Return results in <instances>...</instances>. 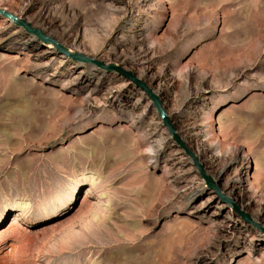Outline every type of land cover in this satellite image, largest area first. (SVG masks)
I'll use <instances>...</instances> for the list:
<instances>
[{"label": "rangeland", "instance_id": "1", "mask_svg": "<svg viewBox=\"0 0 264 264\" xmlns=\"http://www.w3.org/2000/svg\"><path fill=\"white\" fill-rule=\"evenodd\" d=\"M0 5V264H264V0Z\"/></svg>", "mask_w": 264, "mask_h": 264}, {"label": "water", "instance_id": "2", "mask_svg": "<svg viewBox=\"0 0 264 264\" xmlns=\"http://www.w3.org/2000/svg\"><path fill=\"white\" fill-rule=\"evenodd\" d=\"M3 16H6V17H9L11 18L12 16L6 12H3L2 13ZM38 39L41 40L42 42H45V41H49V42H52L50 39H47L46 37H44L39 31H35L34 32ZM53 45L57 48L58 51L62 52V53H66V50H64L63 48H61L60 46H58V44L53 41L52 42ZM129 77V76H128ZM130 79L136 84L138 85L145 93L146 95L149 97V99L153 102V105L154 107L156 108L157 110V114L159 116V118L161 120H163V124L165 125V127L167 128L169 134L173 137V140L175 141V143L183 150L186 151V153L193 159V162H194V165L198 168L199 172H200V175L202 178H204L206 180V183L208 184V186L212 187L213 188V183L211 181V179L209 177H207L204 173H203V170L201 168L200 165H198L196 159L185 149L184 145L180 142V140L178 139V137L174 134V130L172 129V127L170 126V123H169V119L166 117L163 109L160 108V105H159V102L157 101V99L150 93V91L144 87L142 84L136 82L133 78L130 77ZM234 209L238 212L237 208L234 207ZM261 231L264 232L263 229H261Z\"/></svg>", "mask_w": 264, "mask_h": 264}, {"label": "bare ground", "instance_id": "3", "mask_svg": "<svg viewBox=\"0 0 264 264\" xmlns=\"http://www.w3.org/2000/svg\"><path fill=\"white\" fill-rule=\"evenodd\" d=\"M0 11H5V12H7V10H6V8H4V7H2V5H0ZM1 13H3V12H1ZM15 17H18L19 18V16L18 15H14ZM0 18H1V20H2V22H6V23H10V21L9 20H7L6 18H3V17H1L0 16ZM9 18V17H8ZM10 19H13V20H15V21H17L15 18H13V17H11ZM30 23V22H29ZM4 25V24H3ZM19 29H14V30H12V32H11V36H16V35H18L19 34ZM49 36V35H48ZM48 39V38H47ZM44 43H49V41H45ZM50 43H52V42H50ZM80 43V42H79ZM46 48L47 49H51V45L50 44H47L46 45ZM139 78V77H138ZM139 79H141V78H139ZM143 81V80H142ZM163 111H164V113H165V110L163 109ZM166 115V117L168 118L169 117V115H167V114H165ZM169 119V118H168ZM221 192H223L226 196H228L227 195V193L226 192H224V189H221ZM248 206H249V203L247 202V203H245L244 205H242V208L245 210V211H249V208H248ZM257 216H252V218L254 219V220H256L257 221V218H256Z\"/></svg>", "mask_w": 264, "mask_h": 264}]
</instances>
